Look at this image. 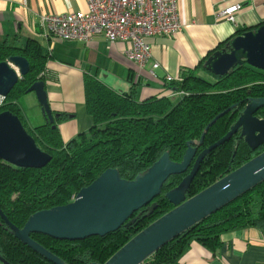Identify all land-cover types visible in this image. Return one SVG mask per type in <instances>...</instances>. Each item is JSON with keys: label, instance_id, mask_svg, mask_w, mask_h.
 Masks as SVG:
<instances>
[{"label": "trees", "instance_id": "obj_1", "mask_svg": "<svg viewBox=\"0 0 264 264\" xmlns=\"http://www.w3.org/2000/svg\"><path fill=\"white\" fill-rule=\"evenodd\" d=\"M248 30V27H237L194 68L184 70L179 81L169 82L172 92L182 91L181 95L149 96L138 101L134 87L118 93L94 77L85 76V109L93 123L65 145L61 143L57 123L70 114L52 112V123L29 128L17 104L33 82H45L48 53L31 36L23 45L1 43L0 61L20 55L28 61L29 69L11 87L0 111L9 110L16 115L36 145L51 159L43 167L33 168L18 167L0 158V210L20 228L32 213L70 202L80 188L107 168H115L121 178L131 180L165 151L172 161H180L187 141H193L196 157L228 131L249 98L264 96V71L243 63L218 76L204 65L215 50ZM227 108L229 110L205 131L203 142L199 143L207 123ZM255 115L264 118V106ZM263 149L264 144L252 150L235 133L204 155L185 197L196 194ZM190 166L184 173L169 176L152 200L151 209L141 208L127 224L123 223L114 231L80 240H61L37 232L30 233V237L66 264H102L138 231L173 208L165 193L180 182ZM247 226L264 230V180L166 242L139 264H176L191 240L216 254L222 233ZM0 264L54 263L17 239L0 218Z\"/></svg>", "mask_w": 264, "mask_h": 264}, {"label": "water", "instance_id": "obj_2", "mask_svg": "<svg viewBox=\"0 0 264 264\" xmlns=\"http://www.w3.org/2000/svg\"><path fill=\"white\" fill-rule=\"evenodd\" d=\"M243 63L264 71V23L234 36L204 61L206 69L218 76ZM28 69V61L20 55H11L0 61V94L7 96L11 87ZM27 92L35 94L45 121L52 123L53 113L44 82H33ZM262 106L264 96L249 98L228 131L203 148L196 157L193 141H187L180 161H172L165 151L131 180L121 178L117 169L107 168L88 185L80 188L70 202L32 213L20 228L13 225L1 210L0 218L10 232L28 247L54 264H66L33 240L30 233H42L61 240H80L114 231L123 223L127 224L141 208L151 209L154 206L152 200L160 193L162 184L169 176L184 173L191 165L180 182L165 193L173 208L138 231L102 263L139 264L166 242L264 180L263 149L196 194L185 197L188 184L198 171L204 155L228 141L235 133L239 132V138L252 150L264 144V118L255 115ZM228 110L219 112L207 123L199 143L203 142L205 131ZM0 158L18 167L40 168L51 156L36 145L16 115L3 110L0 111Z\"/></svg>", "mask_w": 264, "mask_h": 264}, {"label": "crops", "instance_id": "obj_3", "mask_svg": "<svg viewBox=\"0 0 264 264\" xmlns=\"http://www.w3.org/2000/svg\"><path fill=\"white\" fill-rule=\"evenodd\" d=\"M232 3L241 6L234 21L215 14ZM177 9L180 29L171 36L149 39L151 57L142 67L125 56L128 42H109L103 36H96L80 43L43 36L39 25L42 14L84 11L85 0H0V44L23 45L31 36L48 53L44 88L50 109L70 114L57 123L61 143L65 145L93 123L85 109V76L94 77L118 93L134 87L138 101L149 96H175L166 75L175 77L194 68L237 27L252 30L264 23V0H177ZM154 61L159 65L152 75L149 69ZM17 104L27 127L46 123L33 92L25 93ZM220 239L216 254L191 240L176 264H264L263 229L247 226L229 230Z\"/></svg>", "mask_w": 264, "mask_h": 264}, {"label": "built area", "instance_id": "obj_4", "mask_svg": "<svg viewBox=\"0 0 264 264\" xmlns=\"http://www.w3.org/2000/svg\"><path fill=\"white\" fill-rule=\"evenodd\" d=\"M86 10H69L63 13L42 14L39 25L43 36L57 40L87 43L96 36L107 41H124L129 46L125 56L138 67L151 57L149 39L171 36L181 27L177 0H85ZM241 6L229 4L216 11V15L234 21ZM158 62H152L149 72L155 75ZM181 74L166 75L168 82H177ZM176 91L174 95H181ZM6 96L0 94V108Z\"/></svg>", "mask_w": 264, "mask_h": 264}, {"label": "flooded vegetation", "instance_id": "obj_5", "mask_svg": "<svg viewBox=\"0 0 264 264\" xmlns=\"http://www.w3.org/2000/svg\"><path fill=\"white\" fill-rule=\"evenodd\" d=\"M237 133H239V132H237Z\"/></svg>", "mask_w": 264, "mask_h": 264}]
</instances>
